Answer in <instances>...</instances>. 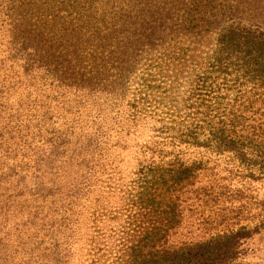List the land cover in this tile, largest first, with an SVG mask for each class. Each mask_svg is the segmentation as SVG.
<instances>
[{
	"label": "trees",
	"instance_id": "trees-1",
	"mask_svg": "<svg viewBox=\"0 0 264 264\" xmlns=\"http://www.w3.org/2000/svg\"><path fill=\"white\" fill-rule=\"evenodd\" d=\"M0 28L23 74L114 113L22 140L0 85V264H237L264 226H226L264 184L263 29L226 0H0ZM143 124L125 182L111 136Z\"/></svg>",
	"mask_w": 264,
	"mask_h": 264
},
{
	"label": "rangeland",
	"instance_id": "rangeland-1",
	"mask_svg": "<svg viewBox=\"0 0 264 264\" xmlns=\"http://www.w3.org/2000/svg\"><path fill=\"white\" fill-rule=\"evenodd\" d=\"M226 1L231 3L237 18L244 25L256 26L264 30V0ZM212 36L206 40L208 45L205 47L212 43ZM6 40L5 28H0V76H3V82H1L2 77H0V85L3 87L8 105L7 110L10 112L8 115L11 116L10 119L13 122L10 125H14L15 119L18 120L16 125L20 139L28 140L31 137V132H34L33 129L38 132L36 137L42 134L41 131L45 129L47 132H64V136L67 134L65 138L69 140L70 128L75 135L80 134L84 138L91 124H97L98 118L104 117L109 120L112 117L111 115L114 113L109 114L108 111H104L106 108L101 105V99L81 96L80 94L73 95L70 91L57 90L54 88V83L50 84V79L43 76L41 72L33 71L30 74H23L20 67L21 62L8 58ZM42 113L44 115H41ZM147 126V124H143L133 135H116L113 133L111 136L110 144H116L109 149L110 158L113 159L112 166H115V171L119 172L118 176L125 182L128 181L130 172L135 167L134 154L137 151V146L146 139ZM89 192L90 200L98 196L100 198L99 203L106 209L117 206L119 202L117 195L103 193L99 183L90 188ZM244 196L246 199H243L242 203L245 205L234 202L231 208L235 212L239 209L238 207L244 206L242 209L245 211L244 215L247 216V219L229 220L227 227L229 225L231 228H236L240 225H246L252 228L259 224L257 218L263 217L264 219V184H252ZM79 204V209L82 212H84V208L87 209L88 207L83 201ZM223 208L225 207L223 206ZM78 218L81 220L83 216ZM236 223L237 225H233ZM82 231L84 230L82 229ZM87 232L86 235H89L90 231ZM200 234L201 231H194L191 238L198 239ZM82 246L83 239L74 244L73 263L82 254L80 250ZM78 249L79 252H77ZM78 259L80 260V258ZM237 264H264V226L246 241L243 252L237 259Z\"/></svg>",
	"mask_w": 264,
	"mask_h": 264
}]
</instances>
